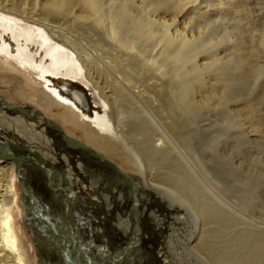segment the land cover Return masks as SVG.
Here are the masks:
<instances>
[{"label": "bare ground", "instance_id": "1", "mask_svg": "<svg viewBox=\"0 0 264 264\" xmlns=\"http://www.w3.org/2000/svg\"><path fill=\"white\" fill-rule=\"evenodd\" d=\"M193 1L0 0V55L4 56L5 59L7 58L10 63L17 62L19 67L13 73L7 71L4 73L2 66H0V70H2L0 77L5 76L7 79L27 77L25 81L19 83L18 92L20 95L22 94L24 97L43 95L48 101L68 110L70 115L76 116L81 123H88L90 125V128L87 129L89 132L92 130L91 128L96 129L102 137L109 139L111 145H115L125 154L127 153L129 158L134 155L129 152L131 145L147 166L148 163H150L149 166L155 165L153 166L155 167L154 170L153 167L144 170L145 177L147 176V180L153 184H150L149 190L146 187L143 188L139 178L132 179V177L124 176L125 180H120L117 175L121 176L119 172L121 170L116 164L106 157H100L92 152V148L87 145L82 146L66 139L64 137L66 132L63 128L64 132L45 124L41 115H39L40 118L33 119L37 124H33L32 127H36L33 131V128H29L30 125H28L30 121H26V118H31L33 109L28 108L26 111H20L21 113L15 114L19 118L12 122L6 119L4 124L9 122L8 126L13 128L16 123L19 126L26 123L28 126L23 135L30 140L27 139L26 143L20 145L29 146L33 141L31 139H34V135L37 134L35 133L37 128L42 127L46 133L40 136L41 133H38L36 138L44 146H47V150L40 146L41 148L36 152L52 163L56 170L66 174L65 176L61 173L65 179L70 177L68 178L69 183L73 184L71 192L77 193L76 197L72 195L75 199L90 194L95 197L100 205H105L108 213H105L107 221H114L112 225L117 230L132 237L130 239H134L133 242H138L141 246L147 243L150 245L151 239L147 238L148 234L143 235V227L147 231L158 229L159 226L155 225L160 224L158 231H161L170 240L173 238L179 243L178 238L180 236L177 230V226H180L179 221L173 219L174 217H169L165 210L162 211V208H160L161 214H155L156 209L155 212H152L150 205L149 196L155 203L157 202L156 204L164 203L160 194H169V192L165 186L161 187L162 189L159 186L166 184L173 191L175 190L185 197L186 204L193 205L198 214L195 213L201 219L199 224L201 222L207 224L196 234H194L193 228H187L188 233L185 238H182L185 242L182 241L183 247L181 246L182 251L187 249L181 256L185 264H206L205 261L203 263V258H200L199 253H196L197 250L194 249H198L200 253L203 252L209 258V260L205 259L208 263L264 264V229L244 225L232 211L222 207L214 199L215 197L213 198L206 193L208 190L205 191L192 173L187 170L188 168L186 169L187 166L183 165L176 155H172L165 144L162 145L164 142L162 144L153 143V126L157 123L150 122V117L145 118L143 116L144 111L141 110L143 115L139 112L140 109L138 111L139 104L149 108L160 120L164 121L163 124L166 129L177 138L176 140L186 150H191L195 146L196 139L193 140L192 138L195 137L193 134L195 127L192 128L194 116L208 109L220 115L222 121L220 127L225 133H228L224 137L228 138L233 133L235 135L238 133L237 131V133L234 132L235 123L232 122L231 116L235 110H232L233 114H231L230 109H226L223 103L226 98L230 97L231 99L241 91L243 93L247 91L249 85L253 84L254 86L255 83L253 82L262 75V66L256 64L244 68L245 65L242 66L238 62L239 59L230 56V58H226V61L224 60L225 62L223 61L224 63H220V60L212 53L216 41L210 39L209 42L203 43V41L199 44L198 36L202 34L201 32L198 36L196 34L197 37H194L195 35L188 37V34L185 33L187 28L182 27L184 25L177 29L179 21L176 18L181 17L180 15L184 13L183 10L187 6H191ZM209 12L211 11L209 10ZM167 14L169 17H166ZM78 36L89 40L96 37L97 46L101 51L99 53L104 55L103 58L106 56L109 59L108 62H104V64L107 63L105 64L107 65L106 68H101L102 65L97 66L96 63L98 62L96 61L94 64L93 61L96 59L91 54L89 57V54L87 55L76 45L78 44L76 42L79 41ZM79 45L81 47L80 43ZM209 50L211 52H208ZM113 73H117L120 77L114 76ZM36 82L39 85L38 89L31 87V84ZM90 87L93 88V93ZM94 96H97L99 101H96ZM47 100L43 104L38 101L37 106L44 109L45 105L49 103ZM235 105L239 109V113L242 110L247 114L245 116L246 121L252 122L249 113L252 112L254 105H251L249 101L238 102ZM124 110L130 114L128 119L126 117L124 119L119 118ZM3 112H0L2 117L4 116ZM40 114L42 113L40 112ZM13 115L10 117L15 118ZM251 122L250 125H255ZM120 123L123 125L122 129L119 128ZM4 129L6 131L7 128ZM236 129L239 131V128ZM18 133L20 132H11L12 138L6 137L9 141L4 140L2 136L0 142H17ZM244 138L236 139L237 141L233 140L236 142L235 149L238 155L246 153V140ZM16 152L20 151L16 150ZM77 160L78 162L75 163ZM89 161L101 168L90 165ZM254 163L259 165L260 173L258 175L249 174L240 181L239 185L247 191L246 188L250 189L249 185L255 183L264 191V163L257 164L256 161ZM65 164L69 165L68 169ZM17 174L15 163L12 160H0V264H28V254L24 249V243L18 239L13 217V211L17 208L14 187L15 175L17 178ZM29 174L23 176L18 174L24 187L22 219L27 225L28 232L30 226H28V222L37 223L58 241L57 235L61 225L58 224L57 230H55L52 225L53 222L49 220L47 222L37 214V202L30 201ZM34 178L36 179V177ZM72 178L80 180L77 183L79 189H77L76 183L71 182ZM85 183L88 184L84 185ZM65 188L68 190V185ZM61 193L63 194V192ZM260 195L261 198L264 197L262 194ZM255 196L250 191L245 193L240 199L241 206H244L246 210H256L259 207L263 212L260 213L264 216V205H261L262 201L260 204L258 202L262 199H258V196L255 198ZM145 199L148 200L147 203H144ZM257 204L259 205L255 206ZM260 210L258 209V211ZM118 221L121 224H117ZM33 229L34 227H32ZM36 238L39 239V235H36ZM161 239L167 241L164 238ZM155 240L153 239L154 242ZM33 242L37 247L35 239ZM159 242L160 245L163 243L161 240ZM170 242L167 241L165 245L171 246ZM154 245L156 246L157 243ZM39 250L42 251L41 247ZM160 250L170 255L165 246H159V252H161ZM42 253L44 252L42 251ZM168 260H170V264H174L172 257ZM147 262L150 263L151 260H147Z\"/></svg>", "mask_w": 264, "mask_h": 264}, {"label": "rangeland", "instance_id": "2", "mask_svg": "<svg viewBox=\"0 0 264 264\" xmlns=\"http://www.w3.org/2000/svg\"><path fill=\"white\" fill-rule=\"evenodd\" d=\"M209 10L211 12H209ZM196 11L198 12L196 13ZM183 12L184 13L180 15L181 17L178 16L179 19L176 18L177 21H179L178 23L179 25H177L178 26L177 29L180 28L182 25L184 26L187 25L185 27L184 26L182 27L184 29L189 28L188 30L185 29L186 30L185 31L183 28L181 29L185 31L186 35L188 34L187 35L188 37L189 36L193 37L194 35H195L194 37H197L201 32L202 34L198 36L199 39L197 38L199 44L202 43L203 41H204L203 43L209 42L210 39L216 41L217 46L215 44L214 45L215 49H213L214 48L213 47L212 48L213 50L212 49L211 50L212 53L215 55V57H217L218 60H220L219 61L220 63L221 62L224 63L226 61V58L231 57L234 59H239L238 62H240L242 66L245 65L243 66L244 68H249L252 65H256V64L262 66V75L257 79V81L253 82L255 83L254 86L253 84L249 85V89L247 91H245L244 93L243 91H241L238 94L239 96L237 95L235 97H231V99L230 97H228L225 99L226 101H224L225 104L223 103L226 109H230L231 114H233L232 110H235L234 114L231 115L233 121L231 116L230 118L231 121L235 123L234 132L235 133L238 132L237 133L238 136L237 134L235 135L233 133L232 136L230 135L232 138L231 137L227 138L226 136L224 137V135L225 134L228 135V133L227 132L225 133L220 127L222 123L220 115L208 109L194 116L192 120L193 123L192 128L195 127L194 129L196 130L193 129V134L195 135V137L192 138L193 140L196 139L195 142L193 141L196 147L195 146L193 147L194 150L193 149L186 150L185 148H183V146H181V144H179V141L176 140L177 138L174 137L168 131V129H166V127L163 124L164 121L162 119L160 120L157 115H155L153 112L149 110V108L145 106L143 107V105L139 104L138 111L139 109H140L139 112H141V110L144 111V115L142 112L141 114L145 118L150 117V119L152 118V120L149 119L150 122L153 121V123L155 124L157 123V125L153 124L156 126V128L155 126H153L154 128V135H152L153 143L162 144L164 142L162 145L164 146L165 144L166 145L165 147L170 149L169 151L172 153V155H176L177 159H179V161H181L183 165L187 166L186 169L188 168L187 170L192 173V175L198 181L200 186H202L205 191L208 190V192L206 193L213 196V198L215 197L214 199H216L217 202L220 203L222 207L232 211V213H234V215H236L238 219H241L240 221L244 223V225L247 224L248 226L251 227L255 226V228L257 229H264V216L262 214L263 213L262 210H260L259 207L258 209L260 211H258V209L246 210V208L244 206H241L240 203L241 196H244L245 193L250 191L251 194H253L254 196L256 195L255 198H257L258 196V199H262L259 201L257 199V201L259 202V204L262 201L261 205L263 206L264 197L261 198L260 194L264 196V193H262L264 191H262L261 190L262 188H260V186H257V184L255 183L249 185L250 189L246 188L247 191L243 190V188L239 185L240 181L249 174L258 175L260 173V168L258 167L259 165H255L254 163L255 161L258 162L257 164L264 163V94H263L264 92V0H194L191 6L190 5L187 6L183 10ZM166 17H169V15L167 14ZM77 38L79 39V41L78 42L75 41L76 43H78L76 45L82 51L86 52L87 55L89 54V57L92 55L96 59L93 61V63L95 64L96 62H98L96 63L97 66L100 67L101 65L102 66L104 65L103 67L101 66V68H106L107 65L105 64L107 63L104 64V62H108L109 59H107L106 56L105 58H103L104 55L102 53H99L101 51L99 49V46H97L98 40L96 39V37H93L91 40L86 39L82 36H78ZM81 39L83 40V42ZM79 43L81 44V47ZM94 45H96V47H94ZM91 46L94 48H92ZM208 52L211 51L209 50ZM0 66H2V70L4 73L6 71L8 73H13L19 68L17 62L10 63L8 62L7 58L5 59V57L2 55H0ZM2 70H0V72H2ZM27 71L29 72V70ZM113 75L115 76L117 75V73H113ZM117 76L120 77L119 75ZM20 79L19 78L7 79L5 76L0 77V95L5 100H7L8 102L12 103L15 106H23L24 104H26L34 107L36 110L40 111L45 117L58 123L65 130L66 134L69 135L71 138L78 139L84 142V144L87 145L88 147L102 153L112 163L116 164L121 171L136 175L142 182L143 188L146 187L148 190L151 188L150 184L152 183L147 180V176L145 177L144 170L145 169L148 170V167L152 168L155 165L151 164V166H149L150 163H148L147 166V164H145V161L142 160L141 156L138 155L136 150L133 149L131 145L129 147L131 151L129 150V152L132 155L134 154L133 156L130 157L132 159H130L127 156V153L125 154L115 145H111L109 139L102 137V135L96 129L95 130L97 132L94 130V128H91L92 130H90L89 132L87 130L90 128V125L88 123L86 122L81 123L80 121H78V118L76 116L74 117L71 116L68 110L64 109L58 104L48 101L43 95L42 96L40 95V97L31 96V95L30 97H24L22 94L20 95L18 92L19 83L20 81H25L27 77ZM23 86L26 87V85ZM31 87L33 88L35 87L34 89H38L39 85H37L36 82L33 85L31 84ZM90 90L92 93L94 92L93 88L91 87ZM31 91L33 92V90ZM40 98L42 99L39 100ZM232 98L234 101L232 100ZM45 100H47V102L49 103L45 105L44 109L42 107L37 106L38 105L37 103L41 101L43 104L45 103ZM95 100L99 101L97 96L95 97ZM248 101L249 103L251 102V105L252 104L254 105V107H252L251 110L252 112H250L251 114L249 113L252 122L246 121L247 118L245 116L247 114L245 112H242V110H240L239 113V109L237 108V106L236 105L234 106V104L238 102L243 103ZM232 106L234 107V109ZM3 111H4L3 107H0V112ZM3 113L5 117L3 116L4 117L3 118L2 116H0V122H1L0 137L3 136L4 140L9 141V139L12 138L11 132H15V133L20 132L18 134L21 137L19 135L17 136L20 139L16 137L17 143L19 142L18 144H22V143L24 144L28 140H30L27 137H24L23 132L26 131L25 128H27L28 125H30L29 128L31 129L33 128L34 131L36 127H32V126L33 124L37 125L36 122L33 120H29L30 118L29 119L26 118L27 122L30 121L28 122V125L26 123H23V125L19 126L16 123L17 125L15 124L13 128L12 127L10 128V126H8L9 122L10 121L12 122L13 120H16L19 117L18 115L11 114L6 109ZM11 115H13L15 118L10 117ZM32 115H35L37 118H40L39 114L32 113ZM129 115L130 114L128 113V111L124 110L121 116H119V118L124 119L126 117V119H128L130 117ZM6 119L7 120L9 119V122L8 123L6 122V124H4ZM250 122L251 124L255 123V125L254 124L250 125L249 124ZM120 125L121 126H119V128L122 129L123 125L121 123ZM2 126H4L3 129ZM5 127L7 128L6 131L4 129ZM236 128H239V131ZM164 129L167 131H165ZM35 133H34L35 134L34 139H31L33 140L31 146L29 145L26 146L32 148L31 151L34 152L39 150L41 147L47 150L46 148L47 146H44L43 143H41L40 140L38 141V139L36 138L38 133H41L39 134L40 136L42 134H45L46 132H44L42 127L39 126V129L37 128ZM6 137L9 139H7ZM239 138L242 139L244 138V140L247 141V142L245 141L246 153L244 154L246 155L244 157H243L244 154L238 155L235 149L236 142H233V140L235 141L236 139L238 140ZM250 159L252 160L251 162ZM77 162L78 160L75 161V163ZM88 163L90 165H95L96 167L101 168L99 165L93 163L92 161H89ZM65 165H66L65 167H67L68 169L69 165L67 164ZM154 169L155 167H153V170ZM153 170L151 169V171ZM36 173L37 172L31 171L29 174L28 184L30 188L29 190L30 201L34 200V203L37 202L36 203V205L38 204L37 214L41 219H44L47 222L48 220L53 222L52 225L54 226L55 230H57L58 224H60L61 227L59 229L60 235L59 233L57 235L58 241H55L52 234L51 233L49 234V232L48 233L45 232L44 227L39 226L37 223L36 226V224L32 222L31 223L28 222V226L30 225L28 232L27 230L28 228L26 227L25 222L22 219L24 212L22 206L23 205L22 186H21V182L19 181L18 178H16L15 175L14 187L16 190L17 208H15L13 211L14 225L16 226L15 230L19 241H21L25 245L24 249L28 254L27 257L28 264H60L61 262H63V264H111L110 261H112V259L114 258L117 259V261L119 260L118 264H144V263L152 264V262L153 264H170V260L167 261V259H169L170 257H172L174 264H185L184 263L185 261L181 256L184 252L187 251V249L182 251L181 246L183 245L182 238H185L188 233L187 228H193L195 232L194 234H196V232L200 231V229L207 226V224L203 222L199 224V221L201 219L200 217H198L199 215H197L198 214L197 211L194 209L192 204L189 203H188L189 205L186 204L187 202L185 201L187 200L184 199L185 197L178 194L175 190L173 191L166 184L160 185L159 186L160 188L161 187L163 188L165 186V189L169 192V194L167 193H163L162 195L160 194V197H162V200L164 201L163 204L162 203L156 204L157 202L155 203L154 200L149 196L152 212L156 209L155 210L156 212L154 211L155 214H159L161 212L160 208H162L163 210L162 209L161 210L162 211L165 210V212L168 213L169 217L171 218L174 217L173 219L179 221L178 223L180 224V226H177V230H178V235L180 236V238L178 239L180 241L178 240L179 241L178 243L173 238L171 240L167 238L161 231H158L160 227V224H158L155 225V226H159L158 229H150L145 231L146 229L145 227H143V235L145 234L146 236V234H148L147 238L151 239L150 240L151 244L149 245L146 239L145 241L147 244H143V246H141L138 242H133L134 239H130L132 237L126 235L125 232L122 233V231L117 230L112 225L114 221L111 222L107 221L105 214L107 213V211L105 205L104 206L100 205V203L95 199L93 195L89 194L90 198L89 195L79 196L80 197V198L78 197L79 199L78 198L75 199L73 197V199L77 200V203L74 205V207L72 209L62 210L63 208H65L67 199L70 197L65 196L64 194L61 193V191L58 193L57 191H53L47 185L46 181L43 178H41L39 174ZM34 174L36 175L34 176ZM64 175L66 176V174ZM34 177H36L37 180ZM117 177H120L119 178L120 180L121 179L125 180V178L120 176L119 174L117 175ZM68 178L66 177L65 179L63 177L64 180L63 182L65 186L68 185V191H71L72 190L71 186L73 184L69 183L70 181L68 180ZM71 180H72L71 182L76 183V186L77 183L80 182L79 179H75V178H72ZM87 184L88 183H85L84 185ZM77 189H79V187ZM55 192L56 194H54ZM76 194H74V192L72 193V195L75 197L77 196ZM146 199L144 200V203L148 202V200ZM125 203L126 205L128 204L126 200ZM259 204L255 206H258ZM190 205L193 209L190 207ZM61 210L63 212H61ZM120 221H118L117 224H121ZM32 227H34L33 230ZM130 229H132V226H130ZM120 232L122 233V235ZM36 235H39V239L36 238ZM157 235L164 239L166 237L165 240H167L168 242L171 241L170 243L172 245L171 246L165 245L167 241H163ZM33 239H35L37 247L34 244ZM153 239L154 240L156 239L155 242L153 241ZM160 240L161 242H163L161 245L159 242ZM111 241H113L114 243ZM153 242L157 243V245L155 246ZM124 243L125 245H123ZM121 245L123 246L121 247ZM162 245L167 248V251L170 252V255H167L166 254L167 252L166 253L162 252V250H160L161 252H159V246ZM186 246L188 247L187 244ZM40 247L44 253H42V251L39 250ZM194 250H197L195 252L196 253L198 252L199 257L203 258L202 259L203 263L205 261L206 264H214L212 260L211 261L213 263H208V261L205 260V259L209 260V258H207L203 252H201L202 255H200L201 253L198 249H194ZM119 251L120 252L123 251V252L120 253ZM61 252H65V253H63L61 256ZM147 260L149 261L151 260V262L149 263L147 262Z\"/></svg>", "mask_w": 264, "mask_h": 264}, {"label": "water", "instance_id": "3", "mask_svg": "<svg viewBox=\"0 0 264 264\" xmlns=\"http://www.w3.org/2000/svg\"><path fill=\"white\" fill-rule=\"evenodd\" d=\"M0 107H3L4 109H6L7 111H9L12 114L13 113L19 114L23 110L26 111L28 108L33 109L34 110L33 114L36 113V114L41 115L42 121L45 124H49L52 128L60 129L62 132H64L62 127L58 123H56L55 121L43 116L42 114H40V112L38 110H36L32 106H29V105L15 106L12 103L5 100L0 95ZM30 117H31L30 119L28 117L29 120H33L36 118L35 115H32ZM64 137L66 139H70L76 143H79L82 146L83 145L85 146L84 142H82L78 139H73L67 134H65ZM16 150H19L20 152L17 153ZM91 150H92V152L96 153L100 157L105 158V156L102 153L95 151L94 149H91ZM0 160H12L15 163L16 171L18 174H20V176L29 174L31 171L37 172L39 174V176L46 181L47 185L53 191H57V193L61 191V192H63V194L65 196H69L70 198L67 199L65 208H63L62 210L72 209L74 207V205L77 203V200L71 199L73 197L72 192L68 191L65 188L68 191L67 192L64 189L65 185L63 182L64 180H63V175H61V172L59 170H56L53 167V164L50 163L49 161L45 160L38 152L31 151L26 145H20L17 142H15V143L0 142ZM29 169H31V170H29ZM54 171H58V172H54ZM119 172H120L122 177L125 176V177H132V179L133 178L138 179V177L134 174L125 173L123 171H119ZM18 174H17V178L21 182L22 200H23L24 187H23V183L21 181V178H20V176H18ZM54 194H56V192ZM62 210H61V212H63ZM63 253L64 252H61V256ZM118 262H119V260L117 261V259H115V258L112 259V261H110L111 264H118Z\"/></svg>", "mask_w": 264, "mask_h": 264}, {"label": "flooded vegetation", "instance_id": "4", "mask_svg": "<svg viewBox=\"0 0 264 264\" xmlns=\"http://www.w3.org/2000/svg\"><path fill=\"white\" fill-rule=\"evenodd\" d=\"M26 225V224H25ZM26 227H27V225H26ZM46 232V231H45ZM56 241V240H55ZM35 244V243H34ZM155 262V261H154ZM172 263H173V261H172Z\"/></svg>", "mask_w": 264, "mask_h": 264}]
</instances>
